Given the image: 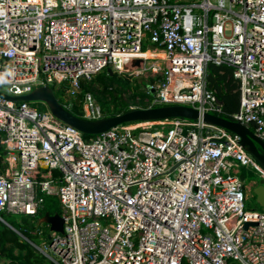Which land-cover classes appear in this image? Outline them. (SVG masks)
Returning a JSON list of instances; mask_svg holds the SVG:
<instances>
[{
    "label": "built area",
    "instance_id": "2783aa9c",
    "mask_svg": "<svg viewBox=\"0 0 264 264\" xmlns=\"http://www.w3.org/2000/svg\"><path fill=\"white\" fill-rule=\"evenodd\" d=\"M209 62L233 68V119L255 121L264 137V0H0V91L9 95L67 82L61 102L71 110L83 79L129 68L151 75L147 106L133 108L221 115ZM43 102L0 95V157L9 158L0 211L36 215L42 192L58 195L64 232L32 240L54 264H264V210L246 207L240 176L252 165L264 177V166L239 134L201 115L124 122L88 139ZM82 113L105 117L91 91Z\"/></svg>",
    "mask_w": 264,
    "mask_h": 264
},
{
    "label": "trees",
    "instance_id": "16d2710c",
    "mask_svg": "<svg viewBox=\"0 0 264 264\" xmlns=\"http://www.w3.org/2000/svg\"><path fill=\"white\" fill-rule=\"evenodd\" d=\"M206 78L207 86L222 101L223 112H221V115L233 119V113L240 106L239 83L233 75V68L225 63L209 62ZM142 85L144 84L141 80L134 83L130 78L123 77L122 74L117 72L111 73L108 68H105L91 80H82L81 91L77 95L71 111L77 115H83L82 99L87 91L93 92L96 96L105 111V116H112L130 110L133 108L131 101H137L138 103L135 105L147 106L146 98L150 97L151 93L146 88L143 89ZM67 86V82L52 84L58 99ZM59 100L62 101L61 98ZM142 121L144 120L125 123ZM84 136L89 139L93 135L84 133ZM54 173L56 176L60 175L58 169H55ZM41 194L43 195V202L38 213L36 215L23 214L24 216H32L29 221L24 218V220L17 221L18 223L10 220L20 232L0 220V260H5L4 264H54L28 240V238L34 240V237L43 234V232H35V230L41 228L33 222V217L40 216L41 218L46 212L53 214L62 211L58 195L44 192Z\"/></svg>",
    "mask_w": 264,
    "mask_h": 264
},
{
    "label": "water",
    "instance_id": "95a60500",
    "mask_svg": "<svg viewBox=\"0 0 264 264\" xmlns=\"http://www.w3.org/2000/svg\"><path fill=\"white\" fill-rule=\"evenodd\" d=\"M152 46L154 47L155 45L152 44ZM108 70L114 73L111 67H108ZM0 95L14 100L45 101L56 116L76 126L83 133L91 135L102 133L112 126L129 121H146L171 117L197 119L202 115L204 120L220 124L239 134L243 146L264 166V137L256 132L257 123L255 121L241 122L212 112L205 111L201 113L200 109L186 104H162L150 107H134L123 113L112 116H105L99 119H88L75 114L65 107L56 96L53 87L49 85L38 86L26 94L9 95L0 91ZM219 101L222 102L221 99H219ZM240 176L242 179H245V174L242 173ZM256 180L257 184L253 187V192L256 194L257 201L264 206V177H259ZM41 220L49 224L50 231L56 230L60 233L64 232V218L59 212L53 214L46 212L41 217ZM250 223L251 222H246V226ZM7 225L13 228L12 224L8 223ZM50 234L51 232L49 236ZM28 240L33 243L31 239L28 238Z\"/></svg>",
    "mask_w": 264,
    "mask_h": 264
},
{
    "label": "rangeland",
    "instance_id": "374dc122",
    "mask_svg": "<svg viewBox=\"0 0 264 264\" xmlns=\"http://www.w3.org/2000/svg\"><path fill=\"white\" fill-rule=\"evenodd\" d=\"M228 31H230L229 27H228ZM131 71H132V69L127 68V71L124 74H122L123 77L130 78V80L134 83H136L138 80H141L142 84H144V85H142V87H143V89H145L147 81L150 79L151 75H146V73H131ZM64 96H65L64 93H62L59 96V99L61 98V100H63L65 98ZM130 103L132 105H135L138 102L137 101H131ZM32 104L34 106H37L40 109H47V105L42 100H33ZM155 127H160V125H153L151 128H155ZM240 169H241V172L246 175L245 181H244L246 185L249 183V181L251 179H253V178L258 179L260 176L258 170L255 169L252 165L251 166H242ZM246 207L249 209L264 210V206L261 205L257 201V198L254 196V194L251 195L250 197H248V199L246 200ZM0 213H2L7 220H9V221L12 220V221H15L16 223H18L17 221H20L23 218L26 219V221H29L32 218V216H24L23 214H15V213H10V212H6V211H0ZM33 222L36 225H38V227L40 226V228L43 230V234L40 235L39 237H34L33 241L35 243H38L39 245L47 244L50 241L49 236H48V234L51 232L50 226H48L47 222L42 221L40 216L33 217ZM49 261H51V260L49 259ZM4 262H5V260H0V264H4Z\"/></svg>",
    "mask_w": 264,
    "mask_h": 264
},
{
    "label": "crops",
    "instance_id": "0c3cea01",
    "mask_svg": "<svg viewBox=\"0 0 264 264\" xmlns=\"http://www.w3.org/2000/svg\"><path fill=\"white\" fill-rule=\"evenodd\" d=\"M244 174V173H243ZM246 177V175H245ZM257 184V180L256 179H251L249 181V183L246 185V189H247V192H248V197H250L251 195L254 194V196L256 197V194L253 192V187Z\"/></svg>",
    "mask_w": 264,
    "mask_h": 264
},
{
    "label": "bare ground",
    "instance_id": "6f19581e",
    "mask_svg": "<svg viewBox=\"0 0 264 264\" xmlns=\"http://www.w3.org/2000/svg\"><path fill=\"white\" fill-rule=\"evenodd\" d=\"M147 54L148 55H156V53L153 52V51H147ZM157 54L160 55V56H164L163 52H158ZM8 162H9V158L8 157H0V163H5V165H7Z\"/></svg>",
    "mask_w": 264,
    "mask_h": 264
}]
</instances>
